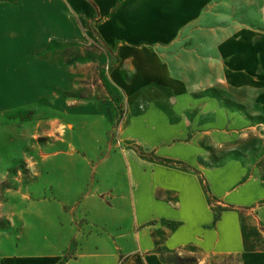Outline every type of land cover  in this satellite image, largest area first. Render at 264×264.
Returning <instances> with one entry per match:
<instances>
[{
	"label": "rangeland",
	"instance_id": "rangeland-1",
	"mask_svg": "<svg viewBox=\"0 0 264 264\" xmlns=\"http://www.w3.org/2000/svg\"><path fill=\"white\" fill-rule=\"evenodd\" d=\"M201 4L5 57L0 254L121 237L151 264H264L262 0Z\"/></svg>",
	"mask_w": 264,
	"mask_h": 264
},
{
	"label": "crops",
	"instance_id": "crops-1",
	"mask_svg": "<svg viewBox=\"0 0 264 264\" xmlns=\"http://www.w3.org/2000/svg\"><path fill=\"white\" fill-rule=\"evenodd\" d=\"M201 9V0H0V94H6L8 88L5 80L9 68L5 57L34 60L58 44L87 40L78 16L94 19L93 27L101 38L110 46H117L125 32L122 25L140 35L143 17L155 12L168 16L198 15ZM261 15L264 20V0ZM34 61L42 65L40 60ZM38 72L33 80L45 79ZM45 75L48 83L42 88L59 83L58 72ZM120 238L111 242L101 240L94 247L79 244L69 260H65V252H49L44 247L15 251L5 248L0 254V264H151L150 258L131 254Z\"/></svg>",
	"mask_w": 264,
	"mask_h": 264
}]
</instances>
